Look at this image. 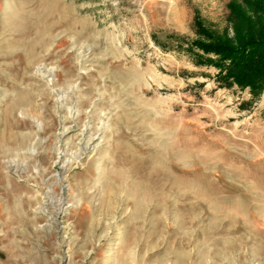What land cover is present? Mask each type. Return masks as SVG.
Wrapping results in <instances>:
<instances>
[{"label":"rangeland","instance_id":"obj_1","mask_svg":"<svg viewBox=\"0 0 264 264\" xmlns=\"http://www.w3.org/2000/svg\"><path fill=\"white\" fill-rule=\"evenodd\" d=\"M259 3L0 0V264H264V94L158 48Z\"/></svg>","mask_w":264,"mask_h":264},{"label":"trees","instance_id":"obj_2","mask_svg":"<svg viewBox=\"0 0 264 264\" xmlns=\"http://www.w3.org/2000/svg\"><path fill=\"white\" fill-rule=\"evenodd\" d=\"M259 1L258 10L260 15L264 16V0ZM251 25L248 23L247 26ZM246 35L247 39H240L236 47L220 43H191L184 46L179 43V37L166 35L158 48L171 51L168 46L174 44L179 52L192 56L196 65L215 67L218 70L216 77L221 85L236 87L241 91L247 90L255 100L264 94V24L258 23L257 27L250 28Z\"/></svg>","mask_w":264,"mask_h":264},{"label":"bare ground","instance_id":"obj_3","mask_svg":"<svg viewBox=\"0 0 264 264\" xmlns=\"http://www.w3.org/2000/svg\"><path fill=\"white\" fill-rule=\"evenodd\" d=\"M50 3H51V2H50ZM46 6H49V5H48V4L46 5V2H45V6H44V8H47ZM50 6H51V5H50ZM50 8H51V7H50ZM48 9H49V8H48ZM43 10H45V9H43ZM48 11H49V10H48ZM16 13H17V12H16ZM19 13H20V12H18V14H19ZM42 13H43V12H42ZM44 13H45V11H44ZM10 14H11V13H10ZM14 14H15V12H14ZM22 14H23V13H22ZM19 15H20V14H19ZM45 15H46V14H45ZM6 16H8V15H6ZM37 16H39L38 18H40L41 15H37ZM8 17H9V16H8ZM11 17H12V15H11ZM11 17H10V18H11ZM29 17H30V16H29ZM25 18H27V16H26ZM33 18H35V17H33ZM36 18H37V17H36ZM36 18H35V19H36ZM43 18H44V17H43ZM45 18H46V17H45ZM45 18H44V19H45ZM12 19H13V18H12ZM12 19H11V20H12ZM27 19H28V18H27ZM27 19H26V21H27ZM11 20H10V21H11ZM13 20L15 21V19H13ZM14 21H12V22H14ZM33 21H34V20H33ZM36 21H37V20H36ZM20 22H21V20H20ZM23 22H25V21H22L21 23H23ZM21 23H19V25H20ZM30 23H31V21H30ZM13 24H14V23H13ZM32 24H33V23H32ZM34 24H35V22H34ZM34 24H33V25H34ZM37 24H38V23H37ZM37 24H35V25L37 26ZM2 25H3V24H2ZM9 25H11L10 22H9ZM19 25H18V26H19ZM26 25H27V24L25 23V26H24V27H26ZM38 25H39V24H38ZM48 25H50V24H48ZM13 26H14L15 28H17L15 25H13ZM52 26H53V25H52ZM15 28L12 29V27H11V30H14V31H15ZM31 28H33V27H31ZM26 29H27V28H26ZM49 31H50V29H49ZM10 32H11V31H10ZM10 32H9V33H10ZM25 32H26V31H25ZM25 32H24V33H25ZM48 33H49V32H48ZM39 40L41 41V39H39ZM42 41H43V40H42ZM16 42H17V40H16ZM16 42H15V44H16ZM39 43H41V42H39ZM13 45H14V44H13ZM28 45H29V44H28ZM30 45H31V44H30ZM32 45H33V44H32ZM49 45H50V44H49ZM9 46H10V45H9ZM12 47H13V46H12ZM35 47H36V46H35ZM35 47H34V48H35ZM38 47H40V46H38ZM38 47H37V48H38ZM42 47H43V46H42ZM13 50H16V49H13ZM19 50H20V49H19ZM19 50H18V51H19ZM33 51H34V50H33ZM1 52H2V51H1ZM13 52H14V51H13ZM13 52H12V53H13ZM4 53H6L7 55H10V54H11V51L9 52L10 54H8L7 52H4ZM35 53H36V52H35ZM35 53H33V54H35ZM33 54H32V55H33ZM2 55H3V54H2ZM4 55H5V54H4ZM30 55H31V54H30ZM32 55H31V56H32ZM27 56H28V55H27ZM28 57H29V56H28ZM23 60H24V59H23ZM23 60H22V61H23ZM28 60H29V58H28ZM32 60L35 61L33 58H32ZM33 61H32V62H33ZM26 62H27V61H26ZM29 65H30V64H29ZM20 106H21V105H20Z\"/></svg>","mask_w":264,"mask_h":264}]
</instances>
